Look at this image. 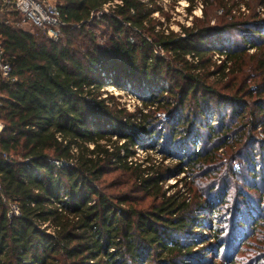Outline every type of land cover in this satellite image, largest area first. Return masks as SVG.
Instances as JSON below:
<instances>
[{"label": "trees", "instance_id": "1", "mask_svg": "<svg viewBox=\"0 0 264 264\" xmlns=\"http://www.w3.org/2000/svg\"><path fill=\"white\" fill-rule=\"evenodd\" d=\"M186 1L190 13L199 2L232 10L227 0ZM59 6L58 39L0 12L12 66L11 78L0 73V264H199L195 229L206 226L221 248L248 243L264 226V139L255 137L264 133V22L212 25L205 10L179 32L155 18L156 0ZM110 85L132 86L141 105L130 111ZM149 141L175 168L135 160ZM210 213L220 214L216 228Z\"/></svg>", "mask_w": 264, "mask_h": 264}, {"label": "rangeland", "instance_id": "2", "mask_svg": "<svg viewBox=\"0 0 264 264\" xmlns=\"http://www.w3.org/2000/svg\"><path fill=\"white\" fill-rule=\"evenodd\" d=\"M158 2V4L163 7V11H158L156 13H154L155 18L158 19V21L160 20L161 22L165 23L166 26L170 27L171 29L175 30V31H181V26L182 25H186V26H190L193 24L194 20L199 18H205V10L208 11V16L207 18H210V21H212V25H225L228 24L230 22H232V20H240V21H260L261 23L264 22V0H227L228 1V5L229 7L232 9L231 11H229L230 9L227 7L223 10V8H215V4L206 7L205 5V10L203 9V4L201 2H199L196 6V8L194 9L195 11H193L192 13H190L187 10V7L189 5L188 1L186 0H181L177 3H175L173 0H156ZM107 29L106 28H97L95 29L98 37L101 39V41H107L108 39V35L105 33ZM135 37V36H134ZM234 40H236L240 46H242V40L239 38V36L237 34L234 33L233 36ZM255 52V49L249 48V50L247 51L248 57H250L253 53ZM157 53L162 54V50L160 48H157ZM223 57H221L219 54H215L214 55V61H218V60H222ZM218 63H221L220 61ZM108 88V87H107ZM169 88V86H168ZM109 89L111 91H109L110 93H113L115 96L118 97V100L122 103L128 106V104L130 105V111H135L136 109V105L138 104V97L136 94H134L132 92V90L134 91L132 86H127L125 89V92L121 91L120 89H118L117 87L110 85ZM130 92V93H128ZM107 94H105L106 96ZM158 116H160V120L164 123L167 121V118L165 117L166 115L164 113H158ZM165 124V123H164ZM256 139H260L263 140L264 139V133L261 129H259V132H256ZM164 141H162L163 144ZM149 143V146L153 145V142L149 141L147 142V144ZM163 149V147H159L157 150L155 149V147H150L148 150L145 147H140L136 152H137V158L135 159L136 161L139 162H143L147 156V154L151 155L153 157V159L155 161L159 162H163L164 163V169L165 168H175V166L178 164L177 161L170 159V158H165V153L163 154L161 152V150ZM258 150V149H257ZM164 155V156H163ZM259 162V160H258ZM240 166V163L238 161V163L235 165ZM246 165L243 166L242 170L246 171ZM226 168H222V170L224 171ZM167 174V173H165ZM175 174V173H174ZM246 176V174H244ZM183 177V174L178 176H171L170 179L167 182V186H175L178 184V182H176L177 180L181 179ZM251 177H248V179H250ZM259 182V186L260 188H262L263 184H261V179L258 178L257 179ZM240 186H243L244 181L240 180ZM180 183V182H179ZM179 187L176 189V191H180L181 193L186 191V186L184 184H179ZM245 191L249 194V196H253L256 195L257 198L259 196V193H257L256 191H252L250 189H245ZM187 200H191L189 202H197V199H193V195L189 194L186 196ZM235 197V194H234ZM243 197L240 198V200H242ZM149 201H147L148 203ZM228 207H230L228 205ZM243 207V204H242ZM210 210V209H208ZM226 213V211H225ZM220 216V214H218ZM219 216L217 217L216 214H208L205 216V220L207 222H210L211 225L213 226V228H216L217 226H219ZM227 217L224 216L221 220H225L224 224L227 227H231V223L228 221V219H226ZM249 220V219H248ZM250 224V223H249ZM229 227V229H230ZM237 227H239L237 225ZM206 230L202 229V228H196L195 229V233L197 235V242H195L194 247L195 250H201L205 248V252H203L204 254L201 255V257L198 259V263L202 264L200 262L206 261L204 263L207 264H231V253L235 252L234 254V259H235V263L233 264H248L245 263V258L248 257L249 260L251 261H255V262H261V264H264V255L263 253H261L260 249L261 246L264 244V226H262L259 230H257V232L255 233V236L250 239V241L248 243H240L241 245L235 248H231V246L229 247H224L221 248L218 244H217V240H215V238L213 237V230H211L208 226H206ZM240 228V227H239ZM242 231H246L247 233H250L251 229L250 227H248V225H244L243 227L240 228ZM239 233V231H238ZM259 234V235H258ZM203 236H206V238H203ZM229 244V242H228ZM258 244H262V245H258ZM211 246L212 249L210 251H208V249H206L207 247ZM233 259V260H234ZM196 262V263H197Z\"/></svg>", "mask_w": 264, "mask_h": 264}, {"label": "built area", "instance_id": "3", "mask_svg": "<svg viewBox=\"0 0 264 264\" xmlns=\"http://www.w3.org/2000/svg\"><path fill=\"white\" fill-rule=\"evenodd\" d=\"M108 7L109 4L105 7L106 11H108ZM0 12L6 14L10 19L14 18L15 26L29 31L35 28L41 29L52 39L59 38L64 24L59 0H0ZM11 72L12 66L7 60L4 45L0 42V73L4 79H9L11 78ZM107 90L111 91L109 87ZM121 91L125 92V89ZM137 102L136 106L141 105L140 100ZM125 106L130 109L129 104ZM3 127L4 121L0 115V131ZM135 149L138 151L139 146H136ZM56 164L59 165L60 161H56ZM14 214H19V208L16 204H10L9 216L11 217Z\"/></svg>", "mask_w": 264, "mask_h": 264}]
</instances>
